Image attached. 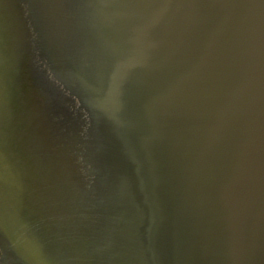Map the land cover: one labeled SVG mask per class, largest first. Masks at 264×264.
Returning <instances> with one entry per match:
<instances>
[{"label":"water","instance_id":"obj_1","mask_svg":"<svg viewBox=\"0 0 264 264\" xmlns=\"http://www.w3.org/2000/svg\"><path fill=\"white\" fill-rule=\"evenodd\" d=\"M0 264H264V0H0Z\"/></svg>","mask_w":264,"mask_h":264}]
</instances>
